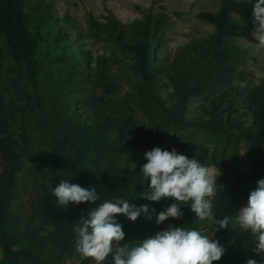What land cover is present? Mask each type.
Wrapping results in <instances>:
<instances>
[{
    "label": "trees",
    "instance_id": "1",
    "mask_svg": "<svg viewBox=\"0 0 264 264\" xmlns=\"http://www.w3.org/2000/svg\"><path fill=\"white\" fill-rule=\"evenodd\" d=\"M216 1L219 2L216 13L202 12L196 16L214 28L213 35L188 45L179 57L180 68L172 79L180 107L172 110L165 107L155 81L161 73L156 58L158 43L173 28L170 17L164 13H148L142 20L125 25L108 11V15L103 17L104 22L92 17L88 20L91 37L112 47V59L129 65L137 78L133 87L137 108L153 133L144 144L145 148L154 144L158 146V143L162 147L172 144L179 153L189 156L190 142L184 143L187 139L179 141L174 137L176 132L190 128L184 119L187 103L191 99L208 102L217 99L221 92L227 93L232 74L245 56L234 41L243 39L258 43L253 35L254 0ZM53 21L47 0H0V134H5L0 146L11 160L10 167L5 170L7 177L0 179V264H54L39 261L29 251L18 248V238L10 231L7 210L14 195L11 178L20 165L19 160L28 155L29 139L25 132L22 133V144L14 147L7 115L12 118V125H16L17 120L26 127L33 123V132L49 142L55 161L64 157L71 159L69 170L77 176L82 187L96 188L97 180L100 183L110 181L112 172L117 174L122 187L132 182L142 183L144 179L140 167L146 160L137 155H141L143 149L139 150L137 143L125 140L117 147L109 134L112 126L107 112L120 105L106 74L110 60H92L78 50V58L73 63L59 67L49 75L37 63L35 57L42 42L39 32ZM67 39V34L59 32L56 44ZM179 58L176 57V61ZM43 79L58 84L51 100L54 103L52 110H45L38 96ZM247 100L255 111L254 119L259 129L247 141L245 150L250 172L226 192L223 181H226L227 173L222 175L217 218L230 216L242 206L250 191L255 189L256 182L264 178V80L249 92ZM78 104H81V112L87 113L88 108L91 110L93 123L87 125L73 118V107ZM55 130H59L58 133L52 132ZM168 135L169 139L165 140L163 137ZM195 153L201 162L209 160L205 149L196 148ZM128 160L135 163L134 169L122 167ZM232 162L223 163L230 169ZM239 182L243 183L242 187ZM40 201L42 215L53 226L51 239L58 246L73 245L75 233L61 225L55 208L57 198L49 192ZM227 228L219 229L222 237ZM223 258L229 264H236L232 255L226 252ZM106 262H112L110 256ZM78 264H94V261L82 256Z\"/></svg>",
    "mask_w": 264,
    "mask_h": 264
},
{
    "label": "rangeland",
    "instance_id": "2",
    "mask_svg": "<svg viewBox=\"0 0 264 264\" xmlns=\"http://www.w3.org/2000/svg\"><path fill=\"white\" fill-rule=\"evenodd\" d=\"M34 1V0H32ZM51 6V14L55 21L46 25L40 30L42 42L36 54L37 63L49 75L56 72L59 67H66L68 63H73L78 58V50L87 54L92 60L103 58L110 60L107 68V78L114 86L116 96L120 102L118 108L107 112L111 122L109 130L112 142L118 147L123 141L131 144H138L140 158L144 159V152L150 150L156 144L145 148L152 130L147 125L144 117L137 108L136 95L133 90L137 81L130 71L129 65L112 59V47L103 44L91 37L88 28L89 18L104 22L103 17L108 15V11L121 23L129 25L135 21L142 20L143 16L151 13L153 15L164 13L173 22L172 30L168 31L158 45L157 52L158 65L161 73L156 78L159 94L165 107L169 110L179 108L180 100L174 93L173 76L180 68L183 49L188 45L207 39L214 33V28L196 16L202 12L216 13L219 2L216 0H47ZM249 2V0H238ZM236 19V18H235ZM59 32L68 35L65 42L56 44ZM234 43L245 53L244 60L239 63L237 69L232 74L231 85L227 88V93H220L214 100L201 101L191 99L185 108V121L190 125L186 131H179L174 137L184 143L190 142L189 158H197L195 149L203 148L207 151L209 160L204 163L215 167L221 171L217 178V184H225V192L232 190L237 180H244L249 172L250 165L246 159L247 141H250L253 134L258 132V127L254 119V109L247 100L249 92L257 87L264 80V47L258 43H249L243 39H237ZM176 57L179 59L176 61ZM52 80L43 79L41 87L38 89V96L42 100L45 110H52L51 102L55 96L56 88ZM73 107L74 117L87 125L93 123V114L88 108L87 113L81 112V104ZM19 117V116H18ZM14 118V117H13ZM10 135L14 141V147L22 144L21 134L26 133L29 141L27 143L28 155L20 159V165L16 169L11 180L14 183L12 189L14 195L11 198V206L7 210L9 216L10 231L17 237V247L29 251L39 261L54 264H78L81 255L76 253L73 245L58 246L51 239L53 226L51 222L42 215L41 199L51 192L54 185L59 180H66L68 183L79 184L77 176L71 173V159L66 157L57 161L54 160L53 152L50 150L49 142L43 141L38 133L33 132L32 124L28 127L22 125L17 120L16 125H12V118H9ZM59 130L52 132L58 133ZM171 132L169 133V135ZM164 136L165 140L169 139ZM5 138V134H0V145ZM162 149L171 150L172 144H168ZM0 146V179L7 177L5 170L10 167L11 160ZM18 152V149H16ZM243 152V153H242ZM198 159V158H197ZM233 160L230 169L224 163ZM224 162V163H223ZM227 173L226 181L221 182L222 175ZM110 181L100 183L97 180L96 189L100 196L101 203L106 199H116L124 197L130 199V203L137 206L147 204L150 209H155L158 213L166 208L173 201L171 198H162L159 202H151L144 199L149 190L148 181L143 179L142 183H129L122 187L116 173H113ZM243 186L242 182H239ZM253 187V185H252ZM248 190V189H245ZM253 190V189H252ZM218 195L214 200V212L218 217ZM248 200V199H247ZM244 201L236 211L229 216V227L225 235L216 230L213 238L224 246L226 253L232 255L236 264H247L249 259L256 260L258 264L262 260L261 255L255 252V242L250 233L239 228L235 222V217L239 210L246 205ZM94 205L87 202L81 204L69 203L61 206L55 202V208L61 225L68 231L74 232L75 224L81 217L87 214ZM183 216L180 219L169 218L165 222L157 225L155 216L151 220L142 214L134 222L129 221L123 215H119L118 222L122 224L125 232L124 241L120 242L132 244L138 240L154 235L157 231L166 229L168 225L176 227L184 226L196 228L205 234L214 231L216 225L207 221L196 219L195 214L190 210V206L182 205ZM1 251H0V259ZM104 264H113L106 262ZM213 264H229L223 258L214 261Z\"/></svg>",
    "mask_w": 264,
    "mask_h": 264
},
{
    "label": "clouds",
    "instance_id": "3",
    "mask_svg": "<svg viewBox=\"0 0 264 264\" xmlns=\"http://www.w3.org/2000/svg\"><path fill=\"white\" fill-rule=\"evenodd\" d=\"M252 20L253 35L264 47V0H254ZM143 156L146 163L140 167V174L149 182V191L142 197L151 202H159L162 198L173 201L158 213L147 204L137 206L124 197L97 203L100 196L95 187L85 188L66 180H61L52 189V195L61 206L85 202L94 205L75 224V252L91 258L94 264H104L109 256L113 264H213L219 261L225 248L213 236L216 230L229 227L230 222L229 216L217 218L214 212V200L220 194L217 178L221 171L197 158H189L175 148L168 150L153 146ZM122 167L134 169L136 165L128 160ZM182 205L190 206L196 219L217 227L210 234H205L196 228L170 224L131 245H120L125 232L118 222L119 215L132 222L142 214L148 220L155 216L159 225L169 218L180 219L183 216ZM235 222L241 230L251 234L255 252L262 257L260 264H264V178L259 179L255 189L250 191L247 203L239 210ZM247 264L258 262L249 259Z\"/></svg>",
    "mask_w": 264,
    "mask_h": 264
}]
</instances>
